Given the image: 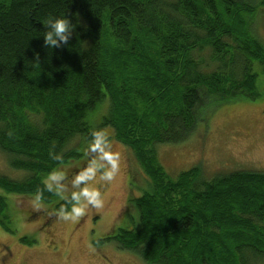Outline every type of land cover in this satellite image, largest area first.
I'll return each instance as SVG.
<instances>
[{
    "label": "trees",
    "instance_id": "obj_1",
    "mask_svg": "<svg viewBox=\"0 0 264 264\" xmlns=\"http://www.w3.org/2000/svg\"><path fill=\"white\" fill-rule=\"evenodd\" d=\"M261 8L264 0H0V152L28 172L0 174V236L13 232V195L42 192L49 214L70 209L43 178L70 161L80 171L91 130L107 128L133 151L142 185L127 198L132 225L96 246L113 241L146 264H264V171L208 178L193 166L171 176L154 149L188 139L201 113L233 96H259L264 44L251 25ZM49 16L76 25L59 48L44 44Z\"/></svg>",
    "mask_w": 264,
    "mask_h": 264
},
{
    "label": "rangeland",
    "instance_id": "obj_2",
    "mask_svg": "<svg viewBox=\"0 0 264 264\" xmlns=\"http://www.w3.org/2000/svg\"><path fill=\"white\" fill-rule=\"evenodd\" d=\"M251 28L264 44V8L253 17ZM254 69L260 70L257 66ZM256 82L258 97L252 100L233 96L229 102L201 113L188 139L178 144H155L157 159L165 171L176 176L198 166L208 178L236 170L264 171V73ZM116 142L122 153L120 174L110 185L89 182L90 187L102 192V209H90L76 221H62L51 216L49 209L35 211L32 197L12 196L18 211H11L13 232L8 233V238L0 236V264H146L135 253L115 247L113 241L98 246L93 242L110 234L118 224L129 227L131 216H135L133 212L128 214L126 203L130 189L139 191L142 172L133 151ZM72 164L70 161V166L66 164L61 170L68 175L74 173ZM1 173L16 180L28 176L26 171L5 165L0 152ZM70 180L66 181L68 189L73 188ZM22 237L27 241L21 242Z\"/></svg>",
    "mask_w": 264,
    "mask_h": 264
},
{
    "label": "clouds",
    "instance_id": "obj_3",
    "mask_svg": "<svg viewBox=\"0 0 264 264\" xmlns=\"http://www.w3.org/2000/svg\"><path fill=\"white\" fill-rule=\"evenodd\" d=\"M44 25V44L49 49L59 48L68 43L76 27L67 16L52 17L41 21ZM11 134V133H9ZM91 141L88 142L86 156L89 157L86 166L71 178L70 183L74 189L67 195L68 186L62 181L66 180L67 173L63 170H52L43 178L44 190L52 192L65 200L70 209L61 206L53 209L51 215L62 221H76L84 217L90 209L100 210L104 207L102 192L98 187H90L89 182L110 185L121 172V156L118 142L110 138L106 130H91ZM54 160L62 159L60 153L49 152ZM35 211L44 208L42 192H37L31 201Z\"/></svg>",
    "mask_w": 264,
    "mask_h": 264
}]
</instances>
